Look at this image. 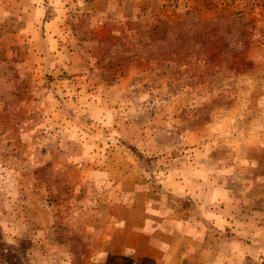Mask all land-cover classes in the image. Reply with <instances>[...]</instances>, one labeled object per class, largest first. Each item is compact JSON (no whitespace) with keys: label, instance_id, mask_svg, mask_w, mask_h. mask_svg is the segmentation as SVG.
<instances>
[{"label":"rangeland","instance_id":"374dc122","mask_svg":"<svg viewBox=\"0 0 264 264\" xmlns=\"http://www.w3.org/2000/svg\"><path fill=\"white\" fill-rule=\"evenodd\" d=\"M0 264H264V0H0Z\"/></svg>","mask_w":264,"mask_h":264}]
</instances>
